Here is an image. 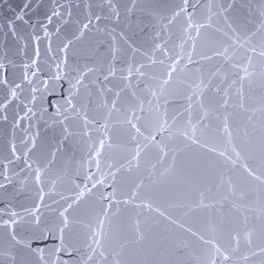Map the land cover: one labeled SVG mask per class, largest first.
I'll return each instance as SVG.
<instances>
[{
	"label": "snow or ice",
	"instance_id": "1",
	"mask_svg": "<svg viewBox=\"0 0 264 264\" xmlns=\"http://www.w3.org/2000/svg\"><path fill=\"white\" fill-rule=\"evenodd\" d=\"M105 6L111 11L114 9V5L111 0H104ZM30 0H26L24 8L21 12L28 8ZM182 5L177 12H173L170 18H167V24L171 25L174 23L176 17L181 13H186L187 9L190 7L193 11L199 6L198 0L196 4H192L191 0H182ZM91 8V5H88ZM222 11L227 12V9ZM151 14V13H149ZM61 15V12L53 9L51 14L46 17L50 22L54 17ZM115 15H119V12H115ZM189 21L187 27L184 29L185 32L193 27L191 20V13H188ZM264 16V11L261 12ZM71 13H69V17ZM22 17L17 13L14 17L15 20H20ZM95 19L99 21L101 16L96 15ZM164 19V18H162ZM211 19V18H209ZM92 23L91 18H89L88 23L83 24V29H87ZM42 27H45L42 25ZM208 27L207 25H199L197 28V36L192 37L189 35L188 39L193 40V48H195V41L201 39L200 31ZM231 27V25H229ZM160 31L156 33L153 37V52L160 50L163 51L165 45L160 43L162 40L166 25L160 26ZM9 30L15 34V24L12 20L9 21ZM261 30L264 31V24L261 25ZM216 33L219 35L227 36L228 32L224 31L222 28H217ZM48 33L45 31V36ZM255 36L253 33L247 39H252ZM39 37H34V40H38ZM71 41L66 43L59 49L61 53L66 52L70 46ZM202 43L205 44L213 51V55L216 57H224L227 60V48L224 51H220L217 45L220 43L218 37L206 35L202 38ZM259 47V55L264 57V36H261L257 45H254L252 51L255 52L256 48ZM38 55V49H37ZM179 55V54H177ZM205 59L211 60L213 57H203ZM183 57L180 58L182 60ZM180 60L173 58L172 64L168 65V71L166 73L168 79L162 81L159 86V91L151 90L148 91L151 97L155 98L156 103L153 104L152 99L147 100L148 107L145 108V100L139 95L142 89H137L130 93H127V99L123 102L121 97L127 92V88L130 85H125L120 87L119 90L113 91L112 88L108 87V83L111 78L115 77L117 72H128L137 74L143 83V78L147 76L148 79H152L151 76L144 70L145 65L141 64L136 67L135 70L132 66H125L118 68L117 64L119 62V56L113 50L111 63L108 65L106 74L103 76V81L97 80L96 82L100 84L98 96L107 97L111 94L112 98L105 99L102 103H97L93 99L91 93L87 90L83 95L78 98L72 97L69 99L68 103L72 104V99H77V104L72 105V111L75 112L76 117L80 118L81 112L84 113V136L91 137L93 131L89 127L88 111L96 110V108H101L106 110L104 119L107 121L111 118L113 113H118L119 118L112 124L99 123L98 120L93 119L91 121L92 125H98L95 129L99 133V136L93 143L89 144V152L87 153V158L82 160L79 170L76 172L75 177L65 174L61 176L57 173L52 172V166L54 163V158L47 161V165H41L39 161H33L31 158V153L36 147L37 138L34 135L27 134L25 130V137L23 138V143L26 150L21 154L15 143L9 144V156L0 159V191H6L9 187L13 189L14 197L22 194H28L27 199L30 203L19 205L8 201L7 203L10 207H4L0 209V229H10L8 232V243L11 245L10 248L0 250V257L8 256L9 264H19L18 254L22 250H27L32 256H37V253L43 252V248H32L31 244L25 245L22 241L25 238H31L33 236H39L43 240H48L53 238V231H57L60 234L61 239L65 233H73L77 229L83 231V241L82 248H77L73 253H66L68 255H75L79 253L80 259L76 264H122V261L118 258L121 253H117L114 245L119 244L120 248L123 250L125 245L120 243L121 241L127 240V233L131 230L132 235L135 237L134 242L142 241L145 238V231L141 227L139 220L140 213H136V222L134 225L131 224L132 217L125 216L122 214L121 205L129 206L134 205L137 209H152V203L150 201L141 200L140 203H135L139 199V190L143 187V178L141 177V183H136L135 180L132 181V186L130 188V194L127 195L126 199L120 200L117 198L119 186L121 183V177L125 175H131L132 173H138L144 164L148 162L150 154H154L158 160H165L172 154V163L169 164L168 169L165 172L174 171L177 167L183 169L185 165L183 163L177 164L176 153L180 151L179 147H171L169 140L175 139V137L169 136L164 137L163 133L170 131V125L168 124V109L165 107L163 116H161L160 109L162 105L160 101L163 100V105L167 106L170 104L177 103V98L186 101V104L182 105L183 112H177L175 115L171 116L173 121L177 120V117H183L187 114V120L183 126V131L179 133L181 137L190 144L198 145L200 148L204 149L206 153L214 154L216 159L211 162L203 160H193L188 165L190 171L186 176V182L189 184H198L201 181V177L208 173H211L213 177L217 174L219 176V183L215 184L214 180L212 184L208 186L206 195L205 192H201V199L196 202L198 208H208L212 205L205 204L204 200L208 199L213 186L216 189H223L227 194L236 195L239 193L242 197L247 196L248 192L244 190V177L232 176L228 173L231 171L229 165L235 166L237 160L242 154L243 144L232 146L231 152L235 153L236 158L233 159L231 153L227 148L224 151H219L215 144H213L209 139H202L203 132L208 130V124L203 123L212 111L209 107V103H215L219 108H226L229 105V98L227 91L220 97V100L205 103V92L209 93L215 92L219 94V85L213 84V77H218L221 70L217 68L214 72H211L207 78V82L204 79L200 80L199 84L192 87L191 84L188 88L191 89L190 92L181 89L177 92L168 91L165 86L172 82V78L177 71V66ZM36 63V61H33ZM163 63V61H161ZM188 63L195 64L196 61L192 57L188 56ZM63 64L64 75L61 76V65ZM0 67L5 68L3 79H0V95L4 96L3 100H0V120H8V108L14 103L19 95L18 90L22 87V84L11 83L7 79V67L0 65ZM187 68V65H185ZM56 69L57 75L55 79L64 81L65 77L71 76L68 79V84L70 85L69 94L71 97L72 88L77 85L87 88L83 84V78L85 77V72L79 68L69 69L67 63L61 60L59 56L56 58ZM89 72L93 69H88ZM245 75L251 76L245 69ZM261 75L264 76V66L261 68ZM27 74L24 76V80H27ZM127 75L121 76V80H128ZM241 82L245 77L239 78ZM187 83L185 80L180 81L181 85ZM236 81H233L235 84ZM243 84L241 83V88ZM238 93L241 89H237ZM171 97V99H169ZM222 101V102H221ZM78 105V106H77ZM94 105L96 106L94 108ZM126 105V106H125ZM243 107V104L240 105ZM24 115L16 113L12 119V129L15 130L22 126L23 121L31 119L28 113L31 109L26 105ZM255 111V110H254ZM262 114V128H264V98L261 101V107L259 109ZM147 113V115H145ZM154 114V115H153ZM33 115H35L33 113ZM196 120V123L193 120ZM67 120V117H65ZM197 123L202 124L201 129H197ZM142 124H148L155 128L158 135L144 136L141 126ZM222 127L217 128L218 133H224L229 138L233 135V129L229 122V117L225 115L221 121ZM191 128L192 131L189 132L188 129ZM117 130L115 133V138L113 135V130ZM68 129H65L67 132ZM197 131H201V136H197ZM249 133H245L248 136ZM142 138V139H141ZM107 149V151H105ZM241 149V150H238ZM22 164L23 167H19ZM36 164L34 167L33 165ZM155 168V165H152ZM95 168V171L93 170ZM244 172L247 178L259 179L256 176V169L250 165L244 167ZM24 175L22 180H17L15 177H20ZM163 175V174H161ZM64 179H67L69 183L74 186L68 191L71 195H66L63 192H58V184ZM47 180V185H46ZM76 180H80V183H76ZM29 181H31V189L29 188ZM47 186V190H46ZM103 189V190H101ZM30 193V194H29ZM89 195H97V207L94 208L91 214H88L87 207L81 208V204L85 198ZM58 197V198H57ZM215 200V197H211ZM225 197H222V199ZM50 201V202H49ZM218 202V201H217ZM113 206H116V211H113ZM19 207V210L16 208ZM180 208L186 207V205H179ZM189 211L193 209L191 206H187ZM164 216V213H160ZM51 216L54 218V225L52 228L48 226L46 222V217ZM7 217V218H5ZM169 219H171L169 217ZM175 223V220L171 221ZM185 231L189 232L192 237H195L200 243V255L201 264H231L233 255L236 252V248L232 247V241L236 242L238 246L240 241L238 239L239 234L232 235L231 232L228 233L227 245L221 244L218 241L213 242L206 240L204 235L199 233V231H193L190 227L186 228ZM251 236V233L248 234ZM251 239H249V244H251ZM186 247L188 245H185ZM259 253L252 252L251 255L255 257L259 254L264 257V244L258 245ZM64 252L63 246L59 249ZM43 259V257H39ZM243 259L247 261L248 256H244ZM264 264V261L261 262Z\"/></svg>",
	"mask_w": 264,
	"mask_h": 264
}]
</instances>
